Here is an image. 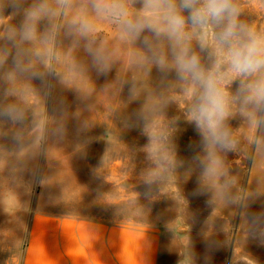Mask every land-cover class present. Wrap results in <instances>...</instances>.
Here are the masks:
<instances>
[{
	"label": "rangeland",
	"instance_id": "rangeland-1",
	"mask_svg": "<svg viewBox=\"0 0 264 264\" xmlns=\"http://www.w3.org/2000/svg\"><path fill=\"white\" fill-rule=\"evenodd\" d=\"M40 2L0 0V54H6L0 62V112L11 108L22 115L19 120L0 115V221L1 208L10 207L12 196L21 205L22 198L30 197L33 185L26 191L24 181L37 174L51 192L55 182L68 181L70 175L84 177L87 162L125 161L126 196L139 195L142 212L161 211L166 221L160 264H264V235L254 234L250 221L251 214L264 213V149L257 152L256 144H248L246 118L239 113L230 118L238 149L221 153L234 180L229 195L239 190L241 199L220 206L213 217L215 191L201 179L204 152L187 120L181 84L174 71H161L150 62L152 52L143 42L144 36L154 47L161 41L150 33L128 40L110 20H98L97 45L104 42L111 53V69L102 75L86 41L69 35L62 17L40 19L35 39H23L27 11ZM239 3L240 20L264 31V0ZM134 7H140L138 0ZM53 22L59 25L56 55L47 69L36 52ZM163 45L169 52L166 40ZM141 54L149 58L143 64ZM153 105L171 130L168 146L175 167L170 177L148 186L144 173L154 165L144 151L143 128Z\"/></svg>",
	"mask_w": 264,
	"mask_h": 264
},
{
	"label": "clouds",
	"instance_id": "clouds-1",
	"mask_svg": "<svg viewBox=\"0 0 264 264\" xmlns=\"http://www.w3.org/2000/svg\"><path fill=\"white\" fill-rule=\"evenodd\" d=\"M136 2L81 0L77 6V0H41L27 11L23 39H35V25L40 19L49 17L56 21L62 17L69 35L77 38V42L86 41V50L102 75L111 69V53L104 42L97 45L98 20H110L125 39L136 40L150 33L161 41L154 47L149 36L143 40L152 52L150 62L161 71H174L181 84L183 98L188 102L187 120L194 125L204 152L200 158L201 179L215 191L210 202L218 205L212 212L216 217L220 206L241 199L239 190L235 196L229 195L234 180L228 175L221 155L238 149L239 137L229 125L230 118L237 113L245 117L248 144H256L257 152L264 149V31L240 20L239 0H138L139 8L134 7ZM58 28L53 22L36 52L47 69H51L56 55L54 41ZM164 40L169 52L164 50ZM5 58L6 54H0V62ZM148 60L141 54L138 62ZM76 67L73 63L72 69ZM233 85L235 92L231 91ZM132 92L135 94L134 87ZM150 111L153 115L144 117L143 128L148 141L144 151L154 165L144 173L148 186L170 177L175 167L168 146L171 130L155 114V105ZM0 115L22 119L11 108ZM250 221L254 234L264 235V213L251 214Z\"/></svg>",
	"mask_w": 264,
	"mask_h": 264
},
{
	"label": "crops",
	"instance_id": "crops-1",
	"mask_svg": "<svg viewBox=\"0 0 264 264\" xmlns=\"http://www.w3.org/2000/svg\"><path fill=\"white\" fill-rule=\"evenodd\" d=\"M85 165L84 177L51 192L39 174L24 181L30 197L1 208L0 264H160L167 224L161 211L142 212L139 195L126 196L129 163Z\"/></svg>",
	"mask_w": 264,
	"mask_h": 264
}]
</instances>
